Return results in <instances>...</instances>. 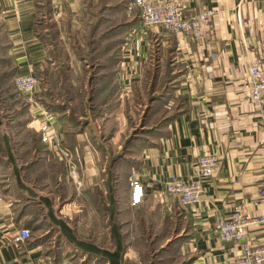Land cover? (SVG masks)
<instances>
[{"label": "crops", "instance_id": "1", "mask_svg": "<svg viewBox=\"0 0 264 264\" xmlns=\"http://www.w3.org/2000/svg\"><path fill=\"white\" fill-rule=\"evenodd\" d=\"M183 2L214 11L203 47L140 26L132 0H0V85L25 108L19 121L0 118V264H143L157 251L162 264H224L240 253L213 224L238 201L248 215L264 213V101L249 99L247 74L254 57L264 68V0ZM44 14L49 28L39 31ZM72 28L84 44H67L62 34ZM52 45L62 59L50 57ZM22 73L40 75L31 92L10 86ZM159 94L175 110L129 140L137 125L153 124ZM130 111L144 114L139 123ZM207 152L217 155L215 171L202 178L197 203L179 205L165 181L195 178L196 158ZM133 175L143 183L136 204ZM21 227L29 236L14 241ZM247 237L263 243L264 223Z\"/></svg>", "mask_w": 264, "mask_h": 264}, {"label": "built area", "instance_id": "2", "mask_svg": "<svg viewBox=\"0 0 264 264\" xmlns=\"http://www.w3.org/2000/svg\"><path fill=\"white\" fill-rule=\"evenodd\" d=\"M139 10L140 26H158L169 32L179 33L190 40L196 47H203L205 37L212 27L214 11L210 7L198 10H184L183 0H132ZM248 96L251 101H264V68L258 57L247 64ZM40 77L35 73L16 74L12 77L13 88L22 93L31 92L39 83ZM38 131L42 141L47 140V123L41 121ZM196 177L184 180L171 175L164 183V191L175 197L181 206L197 203L202 192V178L212 175L217 167V155L213 152L201 153L196 158ZM69 174L77 182L76 171L70 166ZM129 203L136 204L142 200L143 183L139 176H129ZM259 193L264 196V180L259 184ZM264 223V213L248 215L242 204L234 202L229 212L219 215L214 220V231L223 241H235L240 245V253L225 261L224 264H264V242L253 243L247 237L250 225ZM29 236V230L21 227L13 235L14 241H22ZM21 264V263H18Z\"/></svg>", "mask_w": 264, "mask_h": 264}, {"label": "rangeland", "instance_id": "3", "mask_svg": "<svg viewBox=\"0 0 264 264\" xmlns=\"http://www.w3.org/2000/svg\"><path fill=\"white\" fill-rule=\"evenodd\" d=\"M44 20H46V21H44ZM49 22L50 21L48 20V18L45 14H44V17L41 15L40 21L38 19V24L36 25V27L39 29V31H42V28L44 26H47L49 28ZM72 23H73V25H76L75 21H72ZM81 24L84 25L83 22H81ZM40 35L45 37L44 34L42 35L40 33ZM62 37L66 39V42H68L67 44H69L72 41H73V43H76V44L77 43L78 44H80V43L84 44L85 43L84 35L80 34L79 30L75 29V28H72V31L69 35L68 34L67 35L62 34ZM62 37H61V39L63 40ZM82 47H84V46L79 45V48L76 47L77 48L76 51L79 52L80 54L84 53L83 54L84 59H86L87 63L89 64L93 60H90L89 54L86 52L87 50L85 49V47L84 48H82ZM68 52L69 51H67V53ZM58 53H64V51L57 49V47H55V45H52L50 47V50H49L50 57L53 60H58L59 58L62 59V57L56 58V54H58ZM36 75H38L40 77V75L38 73H36ZM0 86H2V85H0ZM10 86H11V83H10ZM12 87H13V85H12ZM2 88H3L4 92L0 91V117H4L5 119L15 118L16 121H19L18 117L20 115H22L23 112L25 111V108L22 106L21 100L18 98H14L15 95L11 94L12 92H9L10 89L7 90L8 86H7V88L2 86ZM61 90L63 92L64 87H63V89L61 88ZM157 92L158 93H160V92L164 93V90L160 89V91L158 90ZM6 94L10 96L9 98L12 97L14 100L12 101L11 99L7 100L6 98H4ZM159 95H160V97H159V104L157 106V108H158L157 114H155L149 120H148V117L150 116L149 114L147 116L146 115L144 116V122L147 123V120H148L149 123H153V124H151L150 128L149 127L147 128L144 126L139 127V125H137L134 130H132L128 133V135H130L129 140H131L132 137H137L138 135L139 136H145V135L149 134L150 132L154 131L155 127H157L159 124H162L166 120V118L173 113V111L175 110L174 102H169V100L166 97H162L164 99L163 100L161 98V94H159ZM13 102L15 103V107H14V105H12ZM135 109H136V107L133 106L130 110H135ZM143 115H144L143 113L137 115L136 111L135 112L130 111V112H128V117H129L128 120L131 123L136 124V123H139V119L141 117H143ZM123 121H126V119H123ZM22 134H20V136ZM19 138L20 137L16 136L15 139H17L16 140L17 142L19 141ZM18 153L21 154V152H18ZM164 255H165V253H163V251L153 252L151 255H149L150 257H148L147 259H145V261H143V264H162L161 257H164ZM165 260L166 259H164L163 261L165 262Z\"/></svg>", "mask_w": 264, "mask_h": 264}, {"label": "trees", "instance_id": "4", "mask_svg": "<svg viewBox=\"0 0 264 264\" xmlns=\"http://www.w3.org/2000/svg\"><path fill=\"white\" fill-rule=\"evenodd\" d=\"M2 84H4V83H2ZM8 85H9V84L7 83L6 85H4V87L7 88ZM11 85H12V80H11ZM9 89H10V87L7 88V90H9ZM9 92H11V91H9ZM11 94H14V95H15L14 92H12ZM15 96H16V95H15ZM0 118H1V117H0ZM4 120H8V119H5V118H4Z\"/></svg>", "mask_w": 264, "mask_h": 264}]
</instances>
